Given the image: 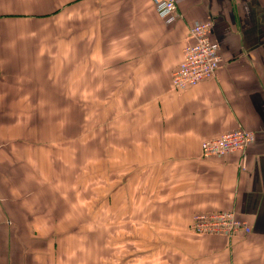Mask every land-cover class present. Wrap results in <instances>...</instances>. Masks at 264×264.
I'll return each mask as SVG.
<instances>
[{
  "label": "crops",
  "instance_id": "crops-1",
  "mask_svg": "<svg viewBox=\"0 0 264 264\" xmlns=\"http://www.w3.org/2000/svg\"><path fill=\"white\" fill-rule=\"evenodd\" d=\"M177 2L168 22L152 0H0V264H264V0ZM204 22L221 66L175 90ZM237 129L245 152L202 157ZM100 198L114 228L89 259L67 238ZM215 211L251 231H190Z\"/></svg>",
  "mask_w": 264,
  "mask_h": 264
},
{
  "label": "built area",
  "instance_id": "built-area-1",
  "mask_svg": "<svg viewBox=\"0 0 264 264\" xmlns=\"http://www.w3.org/2000/svg\"><path fill=\"white\" fill-rule=\"evenodd\" d=\"M157 13L168 22L176 21L177 0H152ZM213 25L198 23L191 27L190 42L183 50V59L172 78L175 90L182 91L216 76L222 56L211 40ZM256 138L254 131L239 129L224 133L202 143L205 158L219 157L234 151H244ZM190 231L200 235L222 234L233 237L239 232L249 233L251 227L233 211H215L197 214L190 224Z\"/></svg>",
  "mask_w": 264,
  "mask_h": 264
},
{
  "label": "rangeland",
  "instance_id": "rangeland-1",
  "mask_svg": "<svg viewBox=\"0 0 264 264\" xmlns=\"http://www.w3.org/2000/svg\"><path fill=\"white\" fill-rule=\"evenodd\" d=\"M84 112H85V115L90 117V111H84ZM70 128H72V133H74L75 127L74 126L69 127V134H70ZM84 130H85V133L83 136H84V139H86V137L91 134L92 128L90 126H85ZM237 130H239V129H237ZM201 148H202V146H201ZM247 149H248V147L244 151H234V152H245ZM231 153H233V152H231ZM202 157L205 158L203 156V153H202ZM205 159H207V158H205ZM88 177H90V175H88V174L86 175V172H85V176H84L85 183L84 184L87 183ZM90 195H91V191L89 188L85 192V198H86L85 203L90 201V198H91ZM105 199L106 198H102V199L100 198L99 199V205L85 204L84 210H83V214H84L83 215V221L80 223H77V225L74 224V226L72 227L74 230L72 228L69 229V232H73V231L78 230V229L82 230L83 236L72 237L71 233H69V236L67 238L68 247L70 248L71 246H76V245H78V247L82 246L85 249V252H88V254L85 256L89 257V259L92 256L97 257V254L92 253L91 247L93 245L101 246L103 248V250L100 254V257L106 258L107 253H106L105 247L107 246L108 241H109L108 237H106V231H108V229H111V228L113 229L114 227H113V222L111 220L109 221V216H108V211H107ZM122 223H123L122 221L117 222V225H121ZM120 228L122 229L123 227L121 226ZM116 229H119V228L116 227ZM97 230H99V235L102 234L101 238H98V237L93 238V232H95ZM79 233H80V231H79ZM111 240H113V239H111ZM135 240H137V239H132V242L130 243L129 246H131V247L137 246L138 243H136ZM116 241L120 242V241H122V238H116ZM119 244L122 245L123 243H119ZM117 252L121 253V251L119 249L117 250ZM134 252H135V250H132V254H130V256H126V258H124L123 254L117 253V260L118 261L122 260V262L127 260V261H132L134 263V262L138 261L137 258L139 256L137 253H134ZM102 253H105V254H102ZM69 257L72 261H75V251L69 252ZM129 257H131L130 260H128ZM85 263H87V262L85 261Z\"/></svg>",
  "mask_w": 264,
  "mask_h": 264
}]
</instances>
